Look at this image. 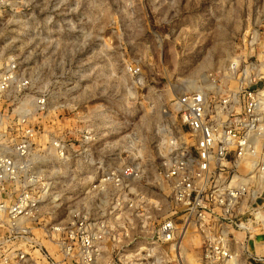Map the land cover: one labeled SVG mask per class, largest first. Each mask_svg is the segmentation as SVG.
Wrapping results in <instances>:
<instances>
[{
  "label": "built area",
  "instance_id": "1",
  "mask_svg": "<svg viewBox=\"0 0 264 264\" xmlns=\"http://www.w3.org/2000/svg\"><path fill=\"white\" fill-rule=\"evenodd\" d=\"M241 59L235 88L210 75L176 98L186 132L163 141L155 169L167 195L147 162L107 166L95 134L0 57V264H264V85Z\"/></svg>",
  "mask_w": 264,
  "mask_h": 264
},
{
  "label": "rangeland",
  "instance_id": "2",
  "mask_svg": "<svg viewBox=\"0 0 264 264\" xmlns=\"http://www.w3.org/2000/svg\"><path fill=\"white\" fill-rule=\"evenodd\" d=\"M2 56L21 61L73 129L95 134L107 166L149 156L145 180L168 195L155 169L163 141L186 132L176 98L210 75L235 88L236 57L264 85V0H0Z\"/></svg>",
  "mask_w": 264,
  "mask_h": 264
},
{
  "label": "bare ground",
  "instance_id": "3",
  "mask_svg": "<svg viewBox=\"0 0 264 264\" xmlns=\"http://www.w3.org/2000/svg\"><path fill=\"white\" fill-rule=\"evenodd\" d=\"M191 87L193 88V85H191ZM134 151L137 152V154H135V153H133L132 151H130V152L133 154V158H134L135 160H137V159H140L141 161L144 160V162H145L146 157H144V156H142L140 153H138L137 150H134ZM146 162H147V160H146ZM138 164L141 165L140 162H139ZM54 169H55V168H54ZM54 169H53V170H54ZM58 170H60V169H58Z\"/></svg>",
  "mask_w": 264,
  "mask_h": 264
}]
</instances>
